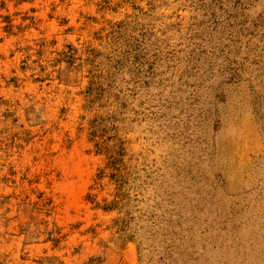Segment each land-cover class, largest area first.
<instances>
[{
  "label": "rangeland",
  "instance_id": "374dc122",
  "mask_svg": "<svg viewBox=\"0 0 264 264\" xmlns=\"http://www.w3.org/2000/svg\"><path fill=\"white\" fill-rule=\"evenodd\" d=\"M0 264H264V0H0Z\"/></svg>",
  "mask_w": 264,
  "mask_h": 264
}]
</instances>
